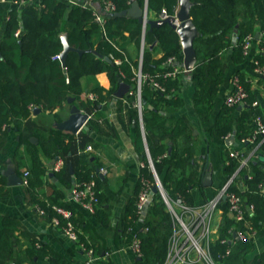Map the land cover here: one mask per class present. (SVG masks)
I'll return each mask as SVG.
<instances>
[{"label": "trees", "instance_id": "trees-1", "mask_svg": "<svg viewBox=\"0 0 264 264\" xmlns=\"http://www.w3.org/2000/svg\"><path fill=\"white\" fill-rule=\"evenodd\" d=\"M3 1L20 3L26 0ZM90 1L91 4L88 6H82L83 0L73 6L67 0H42L40 7L28 5L20 12L9 10L8 20L3 28V17L7 9L0 6V148L4 144L8 126L14 125L19 132L20 142L24 143L22 151H16V162L17 167L23 169L22 175L27 173L26 190L30 201L49 220L57 218L59 220L57 228L61 229L65 226V220L54 208L62 207L72 211L73 207L71 204L59 203L56 200L58 198L56 189L45 184L43 179L46 174L45 167L37 153V146L30 143L29 136H37L38 145L44 155L61 158L64 162L60 171L55 173L57 179L63 181L69 177L68 167L71 165L75 183L94 185L98 199L94 214L99 212L101 206L98 190L101 180L96 175L91 154L85 153L90 145L86 147L81 144L79 155L74 156L79 144L77 137L61 130L38 128L30 121L33 109L50 112L66 102L68 97L86 94L85 101L77 100L73 104L94 115L99 106L114 101L119 119L122 112H125L128 124L130 126L133 124V141L143 164L136 192L125 209L123 228L126 231L140 225L141 230L135 234V239L139 242L137 253L140 257L136 264H164L173 231V217L162 196L151 192L155 180L146 157L143 137L154 171L168 200L195 207L189 193L199 184L198 168L194 165L193 135L189 123L184 118L174 119L169 116L182 106L176 94L180 76L176 78L164 76L175 68L180 69L172 64H166L169 59L182 62L180 39L176 31L168 25L149 31L148 27L143 29V26L134 19L111 17L103 7L97 12L91 6L94 3L101 6L110 5L112 12H120L129 8L131 0ZM136 1L140 6L145 3V0ZM190 1L194 4L190 17L199 33L193 43L196 63L190 73L194 87L193 105L196 114L206 120L211 114L214 98L224 78L223 63L227 50L232 48L235 57L243 58L245 38L247 36L254 38L257 31L264 34V0ZM147 8L155 18H159L162 12L174 16L179 9V0H147ZM96 16L102 18V26L96 21ZM233 33L237 37L234 46ZM62 36L66 37L70 47L84 52L78 54L71 51L67 54L66 73L59 59L63 51ZM142 38L145 48L139 63V55L133 57L129 49L135 46L139 52ZM155 43L157 47L151 48ZM104 57H109L113 63L105 62ZM139 67L143 76L148 75L159 86L154 87L148 80L141 84L143 134L136 106V74ZM100 73L108 76L109 89L98 85L92 88L84 87L83 81L92 82ZM238 76L236 77L239 84L247 93L244 100L246 110L242 117L247 127L239 138L246 143L249 153L254 147V144L249 142L255 128L253 120L259 116L264 124V116L258 105L252 106L255 98L247 84ZM120 81L131 87L128 96L121 100L114 97ZM237 106L226 104L223 106L213 128L215 136L225 137L231 132L230 115ZM88 124L90 128L100 131L101 126L94 117H91ZM26 134L28 138L24 139ZM258 149L263 154L264 142ZM247 152L238 154V159L230 157L229 152L226 153L229 178L237 173L241 166L240 160L248 154ZM251 164L248 163L247 166ZM0 166L4 167V163L0 162ZM244 170L243 167L238 171L241 177L246 173ZM142 181L149 184L148 197H151L144 216L137 209ZM261 184H264V170L254 171L251 178L246 180L247 189L244 193H241L233 183L229 186L228 192L240 197L244 207L252 205L253 211L251 215L245 212L244 220L238 222L230 214L228 203L219 206L222 212L221 223L210 243V254L217 264L229 250L234 233H244L243 248L250 249L252 239L264 232V192ZM45 187L50 192L48 196H44ZM6 190L5 178L0 174V193ZM73 224L77 242L85 251H89L90 247L82 239L74 218ZM16 230L17 225L12 219L0 217L1 260L11 256L12 236ZM22 235L26 236L24 233ZM32 248L38 258L48 257L53 264H67L40 247ZM256 264H264V255Z\"/></svg>", "mask_w": 264, "mask_h": 264}, {"label": "crops", "instance_id": "crops-1", "mask_svg": "<svg viewBox=\"0 0 264 264\" xmlns=\"http://www.w3.org/2000/svg\"><path fill=\"white\" fill-rule=\"evenodd\" d=\"M41 2L42 0H26L20 3L0 1V6H5L7 9L4 13L2 28L8 20L9 10L20 12L28 5L40 7ZM69 2L70 5L76 6L80 0H70ZM97 5L101 9L102 6ZM91 6L96 10L93 4ZM148 18L155 19V16L148 11ZM256 33H259V37L256 39L254 36L243 58L235 57L232 48H229L225 53L224 78L219 85L208 119L199 117L195 112L191 72L184 73L179 78V88L176 94L182 102V106L177 111L170 113L169 116L174 119L184 118L189 123L193 135V143L195 144L194 165L198 168L199 184L192 188L189 193L196 208L202 207L206 202L213 199L228 181L226 153L243 154L247 152L246 143L239 138V135L246 131L245 128L247 127L246 122L242 119L246 110L244 104L238 105L231 112L229 120L231 132L227 136L217 137L213 134L214 125L220 116L225 101L234 91L232 81L235 76L239 75L240 79L247 84L264 116V54L259 42L263 34L258 31ZM236 42L237 37L233 33L232 45L234 46ZM129 53L133 57L139 55L135 46L129 49ZM82 84L84 87L90 88L94 85L104 89L110 88V81L105 73L97 74L92 82L87 80L83 81ZM73 98V102L85 101L87 95L82 94ZM72 105L76 106L73 103L63 102L61 106L50 112L41 110L36 115L32 112L30 121L34 122L40 129L59 130L58 125L69 119V111ZM116 108L114 101L99 106L94 115L79 108L89 116V120L94 117L101 126L100 131L94 130L89 127L88 120L86 123L88 130H81L75 135L79 144L74 151V156H77L82 147L81 144L90 145L92 151L85 150V153L91 154V160L96 169L106 171L105 175L100 174L101 177L96 173L101 180V186L98 189L101 206H99V212L96 214H91L81 205L70 202V190L75 184L73 173L70 174L68 171L69 177L63 181L57 179L55 177L57 172L53 171V167L59 158L44 155L38 145L37 136H29V141L35 139L34 143H30L37 146V153L44 164L46 174L43 179L45 184L56 189L58 192L56 200L59 203L71 204L73 207L72 212L76 227L82 235V239L89 245L92 256L89 257L82 245L66 236L60 228L53 225L45 214L39 212L36 205L31 203L27 194L26 183L23 182L17 186L8 187L6 185L7 190L0 193V217L10 218L17 225V230L12 236V254L8 259H0V264H53L48 257L38 258L32 250L33 246L58 256L67 264H136L140 261L138 253L132 249L135 234L141 230L140 225L124 231L123 218L126 206L136 192L143 164L141 155L137 153L133 141V124L131 126L128 124L125 112H122V117L119 119ZM230 137H233V143L236 146H227L226 140ZM26 138H28L27 134L24 135V139ZM20 141L19 132L15 126L9 125L4 144L0 148V162L4 163V167L0 166V171L12 166L15 173L22 179L23 169L18 168L16 162V151H22L24 145ZM143 141L146 152L144 137ZM246 156L250 157V152ZM263 162L264 152L261 154L258 149L256 157L251 158L248 162L252 163V166H247L248 163L240 166L239 169L245 168L244 176L239 175V169L236 171L233 184L241 193L246 191V180L251 178L253 172L264 170ZM205 165L208 166L210 177L204 186L201 184V178ZM49 193L45 187L44 196H48ZM40 198L44 199L43 197ZM221 218L222 212L218 209L214 217L216 232L220 226ZM22 233L26 236H23ZM263 255L264 232L252 239L250 249L243 248L242 243L237 240L232 241L229 253L220 260L219 264H256Z\"/></svg>", "mask_w": 264, "mask_h": 264}, {"label": "built area", "instance_id": "built-area-1", "mask_svg": "<svg viewBox=\"0 0 264 264\" xmlns=\"http://www.w3.org/2000/svg\"><path fill=\"white\" fill-rule=\"evenodd\" d=\"M2 2H5L1 0ZM70 0H67L68 3ZM79 4V3H78ZM76 4V5H78ZM90 5V0H84L82 6ZM103 9L106 12L111 13L112 8L110 5H102ZM166 15L164 12L159 16V18H165ZM146 18H148V8L146 12ZM96 21H98L101 26L103 24V20L100 16H96ZM143 29H145L143 27ZM18 35V33H16ZM253 40L252 36H247L244 40L243 50L244 52L247 51L249 44ZM261 50L264 54V34L261 36L260 40ZM145 48L144 39L142 38L139 50V57L140 61L142 60V54ZM174 60L169 59L166 64L173 65ZM175 67V66H174ZM187 73L183 68H175L173 71L165 73V77L176 78L181 76L182 74ZM148 80L154 87L158 88L159 86L152 81V79L146 75L143 76L140 67L137 70L136 74V97L137 102L136 106L139 112V122L141 131L143 134V127L141 122V102H140V91H141V84L143 81ZM233 87L234 91L231 95H229L225 101V104L228 106L234 105H242L244 104V100L247 97V93L239 84V79L235 76L233 78ZM92 98V96H90ZM257 103L253 102L252 106H256ZM255 124V128L252 132V136L249 138V142L254 144L252 150L250 151V157L245 156L240 160L241 165H245L249 162V160L253 157H256L258 148L264 142V124L261 117L256 116L253 120ZM86 151H92L91 146L86 148ZM230 157L234 159H238L237 152H231ZM248 157V158H247ZM149 162V161H148ZM63 167V161L58 159L54 164L53 171L58 172ZM150 170L152 172L153 165L149 163ZM99 172L102 175L106 174V171L100 169ZM153 174V172H152ZM27 173L25 172L22 175L23 182L26 183ZM234 175L228 179V181L221 187L218 191L217 195L206 202L202 207H188L179 202H171L166 197L163 188H161V196L167 206L168 211L170 212L171 216L173 217V231L171 238L169 240L168 252L167 257L164 264H217L210 254V243L213 240V237L216 234L215 227H214V216L216 211L219 209V206L223 203L229 204V212L233 216V218L240 222L244 220L245 212L248 215L252 214L253 206L247 205L243 206V202L240 197L235 195L234 193L228 192L229 186L233 183ZM142 188L138 194L137 200V209L139 211H143L145 204L148 199L150 187L147 182L142 181ZM162 186V185H161ZM262 191L264 192V184L261 186ZM225 197V200L223 199ZM70 202L74 204L81 205L86 211L91 214H94L96 208L98 206V199L95 195L94 185L92 183H75L70 190L69 196ZM56 213L65 220V226L61 228L62 232L68 236L70 239L77 241V235L74 231V224L73 218L74 215L70 209H64L62 207H55L54 208ZM41 214L42 211L39 210ZM54 226H59V220L54 218L52 220ZM236 237L234 240H237L240 243H243L245 240L244 233H235ZM232 240V241H234ZM231 241V242H232ZM225 240H223V243ZM84 249V247H82ZM132 249L136 252L139 250V242L135 239L132 243ZM85 250V249H84ZM89 257L92 256L91 251H86ZM229 253L227 250L226 254Z\"/></svg>", "mask_w": 264, "mask_h": 264}, {"label": "water", "instance_id": "water-1", "mask_svg": "<svg viewBox=\"0 0 264 264\" xmlns=\"http://www.w3.org/2000/svg\"><path fill=\"white\" fill-rule=\"evenodd\" d=\"M93 6L96 8V11L99 12V6L97 4H93ZM194 6V4L190 0H179V9L177 13L174 16H167L165 18H146V12H147V0H145V3L143 6H140L139 3L136 0H131L130 6L128 9L122 10L120 12H112L109 13L111 17L115 18H128V19H134L138 21L144 28L148 27L149 31H152L153 29L159 28L164 25L170 26L173 30L176 31L181 47H182V62L173 63V66L183 68L187 73L191 72L192 69L195 66L196 63V54L193 47L194 41L199 36L198 30L196 26L193 24L191 17H190V11L191 8ZM259 37V33H256L255 38L257 39ZM61 41L63 44V51L59 55V59L61 60L62 67L64 73H66L65 69V60L67 57V54L71 51H75L78 54H83L84 52L78 49H74L70 47L67 43V39L65 36L61 37ZM156 45L153 44L151 48H153ZM94 54H96L94 51H89ZM104 61L107 63L112 64V60L109 57H104ZM130 86L127 85L124 82H119V86L116 89L114 93V97L116 99H124L128 96V93L130 91ZM74 98L68 97L66 102L68 104L73 103ZM41 110L38 108L33 109V114H38ZM89 120V116L85 113H83L79 108L72 105L69 111V119L61 124L58 125L59 130L65 131L68 133H71L73 135H76L81 130H88V127L86 123ZM32 143L35 142V139H31ZM227 146H236L235 143H233V137H230L226 140ZM171 153V148L168 149V155ZM146 157L152 165V161L150 159L148 150H146ZM155 184L151 188V192L153 194L159 193L161 195V183L154 171V168L152 170ZM69 173H73L72 166L69 167ZM96 173L101 177V173L99 172V169H96ZM0 174L6 179V185L8 187L11 186H17L23 184L22 179L15 173V169L12 166L6 167L4 170L0 171ZM210 174L208 170V166L205 165L203 171H202V178H201V184L206 185L209 180ZM225 200V197L223 198ZM151 197H148L147 202L145 204V207L142 211V215L144 216L147 212L149 203H150ZM233 237H236V234H233Z\"/></svg>", "mask_w": 264, "mask_h": 264}, {"label": "rangeland", "instance_id": "rangeland-1", "mask_svg": "<svg viewBox=\"0 0 264 264\" xmlns=\"http://www.w3.org/2000/svg\"><path fill=\"white\" fill-rule=\"evenodd\" d=\"M215 217V216H214Z\"/></svg>", "mask_w": 264, "mask_h": 264}]
</instances>
